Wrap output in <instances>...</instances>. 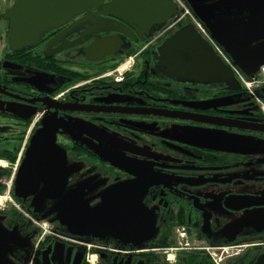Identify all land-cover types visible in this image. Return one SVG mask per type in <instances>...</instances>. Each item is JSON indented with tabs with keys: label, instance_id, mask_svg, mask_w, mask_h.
Instances as JSON below:
<instances>
[{
	"label": "flooded vegetation",
	"instance_id": "1",
	"mask_svg": "<svg viewBox=\"0 0 264 264\" xmlns=\"http://www.w3.org/2000/svg\"><path fill=\"white\" fill-rule=\"evenodd\" d=\"M13 2L0 0V264L264 258V86L251 95L237 78L196 70L191 47L182 61L178 44L161 47L186 26L200 34L198 23L209 32L264 16V0H178L173 18L139 33L84 11L16 49L2 18ZM112 38L120 43L109 46ZM256 42L217 43L220 52L209 45L226 64L230 50ZM30 149L34 168L25 176ZM51 163L63 164L57 198L30 182L40 164ZM122 183L145 188L141 203L154 218L153 234L139 245L73 232L56 220L72 193L92 207Z\"/></svg>",
	"mask_w": 264,
	"mask_h": 264
},
{
	"label": "water",
	"instance_id": "2",
	"mask_svg": "<svg viewBox=\"0 0 264 264\" xmlns=\"http://www.w3.org/2000/svg\"><path fill=\"white\" fill-rule=\"evenodd\" d=\"M84 11L88 14L111 16L139 33L140 28L151 27L154 23L163 25L177 14L179 8L175 0H109L107 3H104V0H14L3 12L2 18L8 21L7 34L10 45L12 49H16L31 45L41 31L59 25L72 14ZM209 32L220 44H229L232 41H257L250 46L228 52L232 65L247 76H251L264 65V16L232 20L230 23L209 28ZM149 36L151 35L146 37ZM111 40L107 41L109 46H117L120 43L118 38ZM181 40L184 41L183 44H179ZM177 44L182 50L178 52L177 57L181 61L182 54L188 52L187 46L193 49L196 62L194 68L200 73L206 75L207 70L214 80L226 82L235 80L231 66L225 64L215 54L213 48L194 27H184L161 47ZM109 53L110 49L102 50L98 58L88 59H99L101 55ZM43 125L49 123L43 122ZM34 140L35 138L32 142ZM32 157L30 149L22 166L25 176L32 173ZM33 173L30 179L32 185H35L33 189L43 183L46 197L60 196L63 187L59 186L58 181L65 182L63 164H40L38 170ZM23 180L26 182V178ZM144 189L133 188L129 183L109 187L101 194V200L92 207L80 195L72 193L58 205L56 220L73 232H84L95 237L110 235L123 242L139 245L142 240L150 237L155 229L152 213L141 203ZM254 264H264V258H259Z\"/></svg>",
	"mask_w": 264,
	"mask_h": 264
},
{
	"label": "built area",
	"instance_id": "3",
	"mask_svg": "<svg viewBox=\"0 0 264 264\" xmlns=\"http://www.w3.org/2000/svg\"><path fill=\"white\" fill-rule=\"evenodd\" d=\"M199 30L201 31V33L207 38V40L213 45V47L215 48V50L219 51L218 46L216 45V43L210 38V36L208 35V33L204 30V28L198 23L197 24ZM220 52V51H219ZM222 55V54H221ZM223 56V55H222ZM237 78L239 79V81L241 82V84L243 85V87L246 89V91L253 95L254 92L264 86V65L260 66V68L258 69V72L256 73V76L253 75L251 77H246L245 75H243L242 73H240L236 68L232 67ZM262 109L264 111V103H262Z\"/></svg>",
	"mask_w": 264,
	"mask_h": 264
},
{
	"label": "rangeland",
	"instance_id": "4",
	"mask_svg": "<svg viewBox=\"0 0 264 264\" xmlns=\"http://www.w3.org/2000/svg\"><path fill=\"white\" fill-rule=\"evenodd\" d=\"M220 1H222V0H205V3H207V4H217V3H220ZM224 1H229V0H224ZM181 5L183 6V7H186L184 4H183V2H181ZM186 9L188 10L189 8H187L186 7ZM131 58V57H130ZM130 58H126L125 59V64H123L122 65V67H126V68H128V66L130 65L129 64V62H130ZM255 76H256V72H254L253 73ZM251 76H253V75H251ZM262 103H264V102H262ZM260 106H261V108H262V105L260 104Z\"/></svg>",
	"mask_w": 264,
	"mask_h": 264
}]
</instances>
